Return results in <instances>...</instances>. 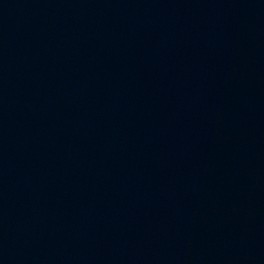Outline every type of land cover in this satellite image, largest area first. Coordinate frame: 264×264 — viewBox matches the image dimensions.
<instances>
[{
	"label": "water",
	"instance_id": "1",
	"mask_svg": "<svg viewBox=\"0 0 264 264\" xmlns=\"http://www.w3.org/2000/svg\"><path fill=\"white\" fill-rule=\"evenodd\" d=\"M0 264H264V0H0Z\"/></svg>",
	"mask_w": 264,
	"mask_h": 264
}]
</instances>
